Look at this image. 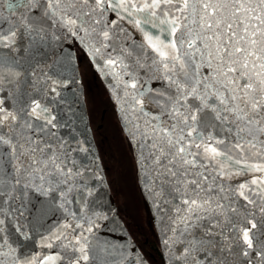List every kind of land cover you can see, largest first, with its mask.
Listing matches in <instances>:
<instances>
[{"label": "snow or ice", "instance_id": "6c2138e0", "mask_svg": "<svg viewBox=\"0 0 264 264\" xmlns=\"http://www.w3.org/2000/svg\"><path fill=\"white\" fill-rule=\"evenodd\" d=\"M76 49L119 108L165 264H264V0H0V264H148L100 232L86 149L59 132Z\"/></svg>", "mask_w": 264, "mask_h": 264}, {"label": "trees", "instance_id": "16d2710c", "mask_svg": "<svg viewBox=\"0 0 264 264\" xmlns=\"http://www.w3.org/2000/svg\"><path fill=\"white\" fill-rule=\"evenodd\" d=\"M79 66L89 124L92 128L101 125L93 130V136L119 215L146 259L151 264H164L149 206L141 191L133 151L123 135L115 106L84 55Z\"/></svg>", "mask_w": 264, "mask_h": 264}, {"label": "water", "instance_id": "95a60500", "mask_svg": "<svg viewBox=\"0 0 264 264\" xmlns=\"http://www.w3.org/2000/svg\"><path fill=\"white\" fill-rule=\"evenodd\" d=\"M69 43H71V42H69ZM82 54L85 56V54L83 52H82ZM70 55L73 57V64L75 65L74 75L77 79H75V81L73 82V71L72 70H69L66 73V76L68 77L69 83H68L67 88H64L61 90V96L63 97V99H62V101L59 104L58 109H57V111L60 113V116L58 118L62 119V122L65 126L61 127L59 129V132L61 134H67L66 138L68 140L72 141L73 147L84 149V146L82 143L83 128H84L85 124H88V126H89L87 109H86V101H85L84 85H83V80H82V76H81L79 65H78V58L76 56V51L71 53ZM85 58L87 59V61L89 63L88 58L86 56H85ZM91 70L96 75V77L99 79L102 86L106 90L110 100L114 104L115 110L117 112V118H118V121L121 125L119 108H118L117 104L115 103L114 99L112 98V94L110 92L108 84L106 83L105 78L98 71H95L92 68H91ZM102 119H103V115L101 116L100 120H102ZM100 126L101 125L99 124L98 127H100ZM121 128H122V126H121ZM89 129H90V127H89ZM90 133H91V131H90ZM123 134L126 136L125 132H123ZM91 138H92V135H91ZM92 141H93V138H92ZM93 143H94V141H93ZM95 149L97 152V157H98L100 168H101V174H100L101 175L100 176L101 181L99 180V182H101V183H99V182H98L99 184L96 182L94 183L95 188L93 189V191H94V197L93 198L97 199V205L102 210H104V214L107 216V220H105V221L107 222V224L109 226L108 227V229H109L108 233L112 235L111 238L114 240L128 239V240H130V242L132 244L136 245V243L133 240L132 236L130 235L124 221L122 220L121 216L119 215L118 209L115 205L114 198L112 196L111 190L109 188V185L107 183V180H106V177L104 174V170H103V167L101 164V160H100L97 148L95 147ZM74 155L81 157L84 160V163L90 169L88 157H87L85 151L75 153ZM89 174L91 175V172ZM141 183L142 182L140 181V184ZM147 203H148L149 210L151 213L152 221H153L155 229H156V233L158 235L159 231L156 228V224H155V221L153 218V212H152V206H151V199L150 198L147 200ZM24 244L26 246V252L27 253L31 254L33 252H36V250L34 249L30 240H25ZM160 253L162 256L161 249H160ZM162 258H163L164 264H165V259L163 256H162ZM148 264H151V263L148 261Z\"/></svg>", "mask_w": 264, "mask_h": 264}, {"label": "bare ground", "instance_id": "6f19581e", "mask_svg": "<svg viewBox=\"0 0 264 264\" xmlns=\"http://www.w3.org/2000/svg\"><path fill=\"white\" fill-rule=\"evenodd\" d=\"M82 137H83L82 143H83L84 149H86L85 153H86V155L88 157V161H89L90 172H91V175H93V183H95V182L98 183L99 180L101 181V177H100L101 176L100 175L101 174V168H100L99 160L97 157L95 145H94L92 138H91V133H90V129H89L88 124L84 125ZM99 183H101V182H99ZM152 212H153V218H154V221L156 224V228L159 231L160 220H159V217L156 215V209L153 206H152ZM105 225L107 227H105ZM108 227L109 226H108L107 222L105 220L102 221L100 232L111 238L112 235L108 233V231H109ZM43 231H44L43 229H40L38 227L36 234H32L31 232L29 233V235L32 237V239H30V241H31L34 249L36 250V252H42L43 251V249H41V247H40V242H41L40 241V235ZM161 252H162V249H161Z\"/></svg>", "mask_w": 264, "mask_h": 264}, {"label": "rangeland", "instance_id": "374dc122", "mask_svg": "<svg viewBox=\"0 0 264 264\" xmlns=\"http://www.w3.org/2000/svg\"><path fill=\"white\" fill-rule=\"evenodd\" d=\"M76 56H77V58H78V62L79 63H82V57H83V54H82V52H81V50L80 49H76ZM81 59V60H80ZM79 69H80V66H79ZM80 73L82 74V71H81V69H80ZM82 76V75H81ZM89 120V119H88ZM88 123H89V121H88ZM99 125V124H98ZM89 127H90V131H91V135H92V137H93V141H94V144H95V147H96V142H95V140H94V136H93V128H92V126H90V124H89ZM97 129H98V126L96 127ZM124 135V134H123Z\"/></svg>", "mask_w": 264, "mask_h": 264}, {"label": "flooded vegetation", "instance_id": "af4514ba", "mask_svg": "<svg viewBox=\"0 0 264 264\" xmlns=\"http://www.w3.org/2000/svg\"><path fill=\"white\" fill-rule=\"evenodd\" d=\"M97 126H98V125H96L95 127H93V129L95 130Z\"/></svg>", "mask_w": 264, "mask_h": 264}]
</instances>
